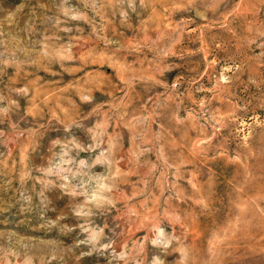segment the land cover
<instances>
[{"label": "rangeland", "instance_id": "rangeland-1", "mask_svg": "<svg viewBox=\"0 0 264 264\" xmlns=\"http://www.w3.org/2000/svg\"><path fill=\"white\" fill-rule=\"evenodd\" d=\"M0 264H264V0H0Z\"/></svg>", "mask_w": 264, "mask_h": 264}]
</instances>
